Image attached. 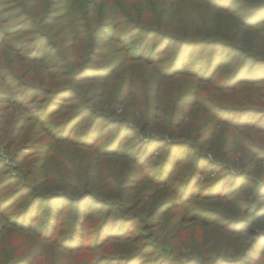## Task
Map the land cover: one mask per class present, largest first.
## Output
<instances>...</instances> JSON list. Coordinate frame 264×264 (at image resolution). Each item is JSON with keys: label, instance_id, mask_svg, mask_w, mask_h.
<instances>
[{"label": "trees", "instance_id": "16d2710c", "mask_svg": "<svg viewBox=\"0 0 264 264\" xmlns=\"http://www.w3.org/2000/svg\"><path fill=\"white\" fill-rule=\"evenodd\" d=\"M0 264H264V0H0Z\"/></svg>", "mask_w": 264, "mask_h": 264}]
</instances>
